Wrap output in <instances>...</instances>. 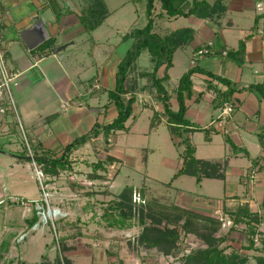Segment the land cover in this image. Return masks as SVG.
I'll use <instances>...</instances> for the list:
<instances>
[{
	"label": "crops",
	"instance_id": "1",
	"mask_svg": "<svg viewBox=\"0 0 264 264\" xmlns=\"http://www.w3.org/2000/svg\"><path fill=\"white\" fill-rule=\"evenodd\" d=\"M137 1L139 0L122 2V5L125 3L130 5L132 2L130 11L136 19L139 18ZM208 1L213 3L215 0ZM105 2L111 14L98 28L106 24L113 29L114 24L108 21L119 7L111 8L108 0ZM83 4L84 0H0V43L5 50L8 68L18 72L12 91L26 138L36 146L59 151L77 137L85 135L96 122L107 123L117 115L114 106L106 110L104 105L109 102L108 91L116 86L118 65L133 42L132 39L125 40L124 35L134 28L141 27H134L130 23H124L127 28L125 25L116 27L118 31L115 34L120 36L116 45V50L120 47L117 50L118 54L112 58L111 55L105 56L96 74L88 77L86 54L77 51L80 47L79 42L84 43L88 40L84 38L87 31L79 20ZM223 5L225 11L212 19L198 18L194 15L172 18L157 16L153 31L156 35L163 36L178 29L190 28L194 34L193 40L186 47L175 51L189 52L190 62L184 73L193 65H198L213 74L229 79L232 84L234 83V87H238L231 96L233 111L223 115L225 105L219 104L218 98L213 101L215 93L212 89L208 90L207 85L212 81L223 91L228 87L202 73H195L192 76L195 89L204 91V95L198 100L193 98L188 101L186 115L201 127H213L215 132L211 134L209 140H206L204 135L209 149L215 148L216 143L220 144L221 139L218 137H223L225 142L223 147L228 150L223 156L218 158L196 156L198 159L224 164L226 178L221 199L225 198L228 206L238 204L235 201H239V204H247L251 211L262 212L264 171L261 169L262 162L256 164L254 160L263 154L260 135H264V100L256 91L242 89L253 84L264 85V0H223ZM156 7L159 12L160 4L157 3ZM175 22L180 25L177 26ZM173 23L172 27L168 26ZM162 27H165V31L161 30ZM33 28L41 31L42 42L50 37L54 39L55 44L51 53L41 55L34 51L42 42L33 49L28 47L22 33ZM10 32L12 37H9ZM248 35L251 37L245 44L246 54L243 63L238 64L227 58L224 53L219 54L221 50L236 49L240 40ZM210 40L215 44L213 52L209 55L200 54ZM175 53L170 69L174 66ZM97 62L93 61L92 65ZM163 71L164 67L158 71L159 77L163 75ZM139 81L144 83L143 79ZM95 82L100 84V88L88 92L89 87ZM174 88L169 90L173 93ZM145 93H149V97L152 98L153 104L148 106L151 111L161 112L162 103L154 98L150 91L138 92L137 99H142ZM172 95V107L176 109L178 106L176 96L174 93ZM14 119L11 114L0 118V131L4 123L15 122ZM195 133L198 131L191 134L192 142ZM253 136L258 138L259 145ZM231 143L240 150L235 151ZM14 158L29 159V156L26 158L15 155ZM4 177L7 178V175ZM177 195L181 199L193 197L192 194L181 191ZM178 205L189 207L185 202ZM136 251L137 258L133 257L136 258V264H140L142 254H146L149 261H158L161 258L154 250H146V253L141 249Z\"/></svg>",
	"mask_w": 264,
	"mask_h": 264
},
{
	"label": "rangeland",
	"instance_id": "2",
	"mask_svg": "<svg viewBox=\"0 0 264 264\" xmlns=\"http://www.w3.org/2000/svg\"><path fill=\"white\" fill-rule=\"evenodd\" d=\"M125 1L108 0L111 8L119 7L108 21L114 24L113 29L104 24L94 32H87L84 38L88 40L84 43L79 42L77 51L86 54L88 77L96 74L105 56L111 55L112 58L118 54L120 47L116 50V45L120 36L115 34L118 31L116 27H124L129 23L134 27H142L147 21L145 0L137 1L138 19L130 11L132 2L122 5ZM172 25L174 23L168 26ZM162 28L165 31V27ZM9 37H12V32ZM114 48L116 51H113ZM174 57V66L169 71L171 89L177 85L190 62L189 52L185 50H178ZM95 60L98 62L93 66ZM92 67L94 70H91ZM152 67L151 55L145 51L137 59L132 75L136 76ZM142 79L144 83L148 82L146 78ZM152 102L149 93H145L142 99L138 98L134 104V116L127 121L125 130L112 134L108 144L100 136L75 150L71 155V168L61 170L56 175L46 174L34 162L30 151L34 142L26 140V132L15 119V122L3 124L0 150L12 155L0 153V264H33L39 262L45 253L53 260L59 252L69 257L74 264H136V250L139 248L144 253L149 249L154 250L155 254L161 256L158 261H149L148 256L142 254L140 264H178L176 258L180 253L176 248H172L170 254H165L158 248L138 247V235L143 229L138 223L140 213L125 220L130 227L122 228L114 223L111 226L114 216L108 218L106 215L110 212L109 203L115 201L126 186L136 189L145 187L134 194L133 199L137 202L140 198L144 201L157 198L165 204L185 202L194 210L218 215L224 219L219 233L229 232L231 222L228 217H223L221 202L218 201L223 196L224 180L204 178L198 184L195 177L182 175L172 181V186L166 185L180 166L182 147L175 144L167 123L163 122L155 129L150 127L153 112L148 106ZM218 138L221 143L209 149L204 133H195L193 142L198 149L196 156L218 158L227 153L228 150L223 147V137ZM253 138L259 145L258 138ZM15 155L30 158H14ZM107 155L114 156L117 161L107 165L105 171L99 169L96 172L99 176L92 178L94 164L99 160L104 161ZM180 191L193 197L181 199L177 195ZM212 198L215 201H211ZM236 202L238 204L235 205H239V201ZM34 217H37L35 224L29 226V220ZM148 222L151 223V220ZM260 230L264 231V225L260 226ZM228 237L230 245L252 257L251 263L255 262L253 255L261 254L247 248L248 242L240 232L231 231ZM255 244L259 246L257 239ZM203 245L198 237L189 234L182 248L192 249Z\"/></svg>",
	"mask_w": 264,
	"mask_h": 264
},
{
	"label": "trees",
	"instance_id": "3",
	"mask_svg": "<svg viewBox=\"0 0 264 264\" xmlns=\"http://www.w3.org/2000/svg\"><path fill=\"white\" fill-rule=\"evenodd\" d=\"M157 3L160 4L159 12L156 10ZM145 4L146 25L141 28H134L124 35L125 40L132 39L133 42L118 65L116 86L113 90L108 91L109 102L104 105L106 110L114 106L117 115L110 122H96L85 135L77 137L59 151L31 145L30 151L34 162L46 174L56 175L61 170L70 169L73 152L100 136L108 144L111 135L119 130H125L127 121L134 116V104L138 92L148 90L154 98L162 103L161 112L153 111L150 127L155 129L162 122L167 123L175 144L182 147L179 154L181 165L166 185L172 186V181L182 175L195 177L198 184L204 178L225 180L224 164L198 159L196 157V147L191 139V134L198 131L203 132L205 139L209 140L215 130L213 127H201L188 119L186 114L189 108L188 101L193 98L198 100L204 95V91L195 89L192 79L195 73H202L216 80L217 83L228 87L223 91L217 85H214L212 81L208 82V90L212 89L215 93L213 101L218 98L221 105H226V103L233 105L231 96L234 91L238 90V87H234V83L232 84L225 77L213 74L198 65H193L182 74L177 86L173 89L178 105L174 109L171 102L173 93L168 88L169 70L173 64L175 51L189 45L194 38V34L190 28L178 29L163 36L156 35L153 31L157 16L172 18L194 15L204 19L220 16L225 11L223 0H215L213 3L208 0H145ZM110 14L111 10L105 0H84L79 20L87 32H93ZM250 37L251 35H248L240 40L236 49L221 50L219 54L224 53L227 58L236 61L238 64L243 63L246 54L245 44ZM54 44V39L50 37L34 51L41 55H47L53 51ZM205 47L209 51L203 55H209L215 49V44L213 46L205 45ZM145 51L150 53L153 67L133 76L132 72L135 70L137 59ZM162 67H164L163 75L159 77L158 71ZM142 78H146L148 82H138ZM242 90H254L264 100L263 84H253ZM260 142L263 147V154L255 159L254 163L259 164V162H262L261 169L264 171V135H260ZM231 145L235 151L240 150L234 143H231ZM26 153L28 154V152ZM115 161L117 159L112 155H107L104 161L99 160L94 164L92 178L99 176L96 174L99 169L105 171L107 165ZM144 189L143 186L139 189L133 186L124 187L116 196L115 201L109 203L110 212L109 214L106 213L108 218L114 216L111 218V226L115 224L122 228L124 226L130 227V225H126L125 220L131 218V215L137 212L141 214L138 223L143 229L138 235V247L144 249L158 248L165 254H170L172 248H176L177 252L180 253V256L176 258L178 264H264V231L260 230V226L264 225V196L261 202L262 212L251 211L247 204L228 206L225 203V198L218 200L221 202L223 217H228L231 222L229 232H240L248 242V249L261 252L260 255H253L255 262L251 263L250 258L252 257L250 255L242 253L235 246L228 243L229 232L219 233L224 223L223 218L175 203H161L157 198L148 201L140 198L138 202L134 201V194ZM211 201H215V199ZM114 211L115 213H112ZM36 220L37 217L30 219L29 226H33ZM148 220H151V223ZM189 234L198 237L204 245L192 249L182 248L183 241ZM256 239L259 241V246L255 244ZM33 264L74 263L69 257H65L59 252L53 260L45 253L39 262Z\"/></svg>",
	"mask_w": 264,
	"mask_h": 264
},
{
	"label": "built area",
	"instance_id": "4",
	"mask_svg": "<svg viewBox=\"0 0 264 264\" xmlns=\"http://www.w3.org/2000/svg\"><path fill=\"white\" fill-rule=\"evenodd\" d=\"M213 44L214 41L210 40L206 45L213 46ZM208 51L209 49L205 47L200 51V54H205ZM17 77L18 72L8 68L5 59V50L0 43V118L11 114L13 118L16 119L18 124L23 128L12 91L13 82ZM99 88L100 84L95 82L90 86L88 92L96 91ZM232 111L233 105L231 103H226L225 108L223 109V115L230 114ZM1 202L2 201H0V203Z\"/></svg>",
	"mask_w": 264,
	"mask_h": 264
},
{
	"label": "water",
	"instance_id": "5",
	"mask_svg": "<svg viewBox=\"0 0 264 264\" xmlns=\"http://www.w3.org/2000/svg\"><path fill=\"white\" fill-rule=\"evenodd\" d=\"M22 38L30 49H33L34 47L39 45L43 40L42 33L38 28H33L32 30L24 31V33H22ZM0 153L5 155H12L3 150H0Z\"/></svg>",
	"mask_w": 264,
	"mask_h": 264
}]
</instances>
